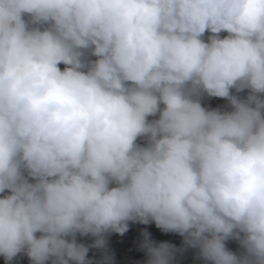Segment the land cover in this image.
Here are the masks:
<instances>
[{
    "label": "clouds",
    "instance_id": "1",
    "mask_svg": "<svg viewBox=\"0 0 264 264\" xmlns=\"http://www.w3.org/2000/svg\"><path fill=\"white\" fill-rule=\"evenodd\" d=\"M130 222L264 264V0H0V257L115 264Z\"/></svg>",
    "mask_w": 264,
    "mask_h": 264
},
{
    "label": "rangeland",
    "instance_id": "2",
    "mask_svg": "<svg viewBox=\"0 0 264 264\" xmlns=\"http://www.w3.org/2000/svg\"><path fill=\"white\" fill-rule=\"evenodd\" d=\"M63 68V65H61ZM241 95H246L243 93ZM206 106L223 107L227 105V101L212 98L205 100ZM147 231L150 233L151 240L157 244L161 242H169L177 248L182 247L183 238L175 233H164L156 228L154 222L149 225L138 223H129V231L123 236L119 234H111L108 237V246L111 254H114L115 264H146V252L141 249L140 245L143 242L142 233ZM78 241L84 244H91L94 240L91 237H78ZM227 246L232 251H238L239 245L236 241H228ZM196 251L189 249L182 255L177 256L176 264H205L202 260L195 259ZM89 258L97 262L102 260V252L97 249H90ZM0 264H5L4 258L0 257ZM14 264H30L26 256L17 257Z\"/></svg>",
    "mask_w": 264,
    "mask_h": 264
}]
</instances>
